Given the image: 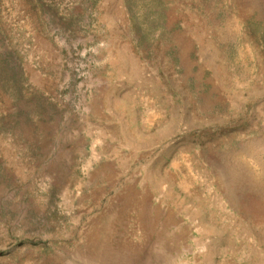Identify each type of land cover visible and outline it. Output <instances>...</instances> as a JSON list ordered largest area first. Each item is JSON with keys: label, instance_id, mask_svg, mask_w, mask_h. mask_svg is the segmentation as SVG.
Listing matches in <instances>:
<instances>
[{"label": "rangeland", "instance_id": "374dc122", "mask_svg": "<svg viewBox=\"0 0 264 264\" xmlns=\"http://www.w3.org/2000/svg\"><path fill=\"white\" fill-rule=\"evenodd\" d=\"M0 264H264V0H0Z\"/></svg>", "mask_w": 264, "mask_h": 264}]
</instances>
